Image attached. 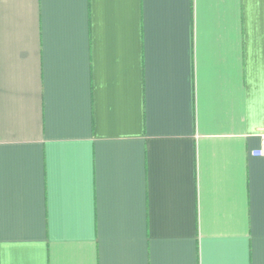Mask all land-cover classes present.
Listing matches in <instances>:
<instances>
[{"label":"crops","instance_id":"1","mask_svg":"<svg viewBox=\"0 0 264 264\" xmlns=\"http://www.w3.org/2000/svg\"><path fill=\"white\" fill-rule=\"evenodd\" d=\"M264 0H0V264H264Z\"/></svg>","mask_w":264,"mask_h":264},{"label":"built area","instance_id":"2","mask_svg":"<svg viewBox=\"0 0 264 264\" xmlns=\"http://www.w3.org/2000/svg\"><path fill=\"white\" fill-rule=\"evenodd\" d=\"M262 145H263L262 149L259 150V151H257V152H255V153H254L255 155H257V156H262V155H264V140H263V142H262Z\"/></svg>","mask_w":264,"mask_h":264}]
</instances>
